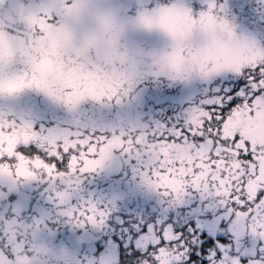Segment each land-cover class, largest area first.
<instances>
[{
    "label": "rangeland",
    "instance_id": "1",
    "mask_svg": "<svg viewBox=\"0 0 264 264\" xmlns=\"http://www.w3.org/2000/svg\"><path fill=\"white\" fill-rule=\"evenodd\" d=\"M42 1L47 6L56 4L54 0ZM172 1L148 0L147 4H136L132 7L129 3L128 7L130 8L128 9L126 4H121V0H113V2L77 0L78 3L75 5L71 0H63V6L66 8L73 6L75 9H81L80 7H82L83 15L91 9L90 19L83 21L86 23L83 31H86L84 36L87 37V44L92 52L88 51L89 54L85 55V59L74 53L69 55L70 59L75 58L81 62L78 68L69 71L72 74L71 77H69L70 74H67L69 78L65 81L69 92L65 93L66 97H62L64 100L60 98L59 107L62 108L59 109L58 114V110L52 108L56 103L50 81L58 71L60 75H63L61 72L64 68L52 61L57 58L61 59L63 54L61 51L64 49L62 46L58 49L54 48V51L57 50L56 54L52 50L43 52L37 49L36 41L41 44L42 49L48 50L53 44L55 45V41L63 40L65 35L58 28L61 26L63 18L54 19L52 23H48L46 20V27L50 26L47 28V38L50 37L51 41H47L42 36L37 37L36 34L33 36L34 38H30L25 33L33 35L31 23H37L41 17L37 12L36 4L31 2L28 8V4L21 0H0V65L3 66V71L13 77L23 76L27 79L29 76L38 75L47 84L43 87L40 97L31 94L26 97L21 95L25 102L22 106L24 109L19 115L25 111V114L36 117L39 121L29 130L21 133L20 141L16 144L12 142L13 130L8 126L11 117L5 114L8 111V107L5 106L8 100L0 97L2 102H0V264H103L99 257L106 251L107 243L112 244L116 249L114 259L111 258L113 261L110 264H179L182 263L183 256L175 254L180 247L178 242L187 237L185 235H189L188 232H185L187 223H193L192 227L196 229L193 236L198 234V229L206 237L212 239L224 234L223 230L226 231L228 226L224 225V222L232 219L231 213L234 210V207L231 206L222 211L221 204L223 206L224 202H220L218 197H225L223 194L226 186L213 188V182L210 179L200 180L195 185L191 180L183 179L179 185L169 187L158 185L154 175V171H158V166L152 165L151 146L156 142V135L159 132V130L156 131V127H160V125L152 123L160 122L164 125L167 120L172 123L174 121L176 125L174 130L166 131L170 133L186 129L189 123L199 118L201 111H207V107L212 105V101L222 96V94L217 95L221 85L216 81L224 78L226 74L223 77L217 75L239 69L243 66L240 60L246 62L248 57L254 55L250 45L255 39L260 40L259 32L261 33L259 36H262V20L257 16H250L253 23L248 21L245 23L244 18H241L240 23L244 22V24L237 28H231V25H234L230 23L223 26V32L228 36L227 43L229 44L233 40L235 49L225 56L218 53V51H224H213L219 57L218 60L202 67V73L207 77L213 76L214 81L205 79L200 83L190 84L184 78L178 79L176 82L171 81L173 85L170 83L168 85L161 84L160 88L147 89L145 87L148 85L147 83L145 86H141L142 91H140L134 84L143 81L140 80L143 71H146L145 74H148L149 77L159 75L162 71H166L176 78L185 74V70L180 72V68H184L186 65L178 62L183 61L182 58H177L178 61L172 63L167 58L165 60L162 57L163 60L159 61V58L154 56V58H149L147 64H142L144 67L139 70V67L135 66L129 57L132 53L139 51L134 48L139 46L136 42L141 41L142 47L139 46V48H142L144 54L148 52L154 55V52L160 49L159 46L164 43V39L169 36V34L163 33L162 29L158 32L156 28L143 27L138 24L139 19L167 17L168 15H160L166 10L177 12L184 18L195 16L194 10L186 4L187 0H175L174 4L168 3ZM132 2L137 3L139 0H132ZM107 6L110 8L109 11H107ZM125 7L124 13L121 14L123 29H118L116 33L105 30L103 34L101 31L95 30L98 28L97 26L108 27L110 25L114 18L113 9L117 11ZM59 10H62L60 6L55 11ZM206 11L208 10L206 9ZM241 11H243L242 6ZM56 12L54 13L57 17L62 14ZM93 14L95 17H92ZM173 20L175 19L171 20L172 24L176 22ZM228 26L229 28H226ZM186 27H190V24ZM208 28L217 29L218 25ZM246 28L253 30L245 31ZM188 31L189 29L185 28L183 32L189 34ZM247 32L251 35H248ZM119 34H122L121 37ZM25 36L29 52L22 51L24 59L20 64L26 68L20 69L16 66L19 65L18 62L16 64L15 62L7 63L6 60H18L19 45ZM213 37V35L208 37V42L205 45L207 49L213 46L212 41L217 43ZM170 38L172 39L171 35ZM45 41L52 44H45ZM172 42H174L173 39ZM132 43H136V46H133ZM186 43L189 44L187 46L189 49L195 41L190 36H184L182 44ZM114 44L119 45L116 51L117 55L120 52L125 54L120 64L109 66L107 61L105 67H97L92 62L85 64V60L91 58L94 61H97L99 57L108 59L110 54L115 53L116 46ZM202 47V45H198L190 53L197 54ZM173 50H167L166 53H171ZM58 53L59 55H57ZM255 54L258 55V53ZM117 55L112 56V59H115ZM230 55H233L234 60L229 59ZM236 57L239 59L236 60ZM236 62H239L240 65ZM158 63L162 65L159 66ZM33 65H37L39 70L34 71ZM67 68L69 69V67ZM74 70L80 71L83 77L90 75L89 85L82 88V83L78 84L77 72H72ZM130 71L136 73L138 77L132 86L137 91L135 93L137 99L133 107L143 103L144 95L149 94L148 100L150 101H147L150 102V114L146 112L136 115L137 125L134 127L131 124L132 130L125 132L122 128L123 125L119 121L116 123L114 112L119 107L114 94L115 88L122 83H118L120 77ZM96 80L101 82L98 83ZM212 81L213 83H209ZM74 86L78 87L75 92L72 90ZM99 87L103 88V94L99 96V99L88 94L89 90H96ZM152 89H156L158 92L153 90L145 94L144 91ZM199 89L207 92L202 101L195 95ZM224 90L228 91V88ZM81 93L84 95L78 103L70 102V98ZM198 97L200 98V96ZM115 103H117L116 107ZM185 104L189 106L185 107ZM250 106L253 105L244 104L239 110L233 109L231 114L235 115L237 112L241 113L251 109ZM83 112L84 115H82ZM109 116L114 120L115 127H110L112 121L110 123L104 121ZM100 117L101 124L99 123ZM237 119V116H232L229 122L237 121ZM147 129L151 132V139L148 142H143V139L147 138V133H145ZM15 132L17 133V131ZM25 133H33L36 136H33L32 141L31 138H23ZM245 136L243 138L250 142L256 139ZM102 137L104 138L103 144H97L92 152L79 147L89 140L96 143ZM21 143L25 145L23 148H19ZM72 148H75V152H68L69 163H62L52 158L54 155L63 157L64 151ZM131 149L135 152V157L128 155ZM89 161H100V163H93L89 170L80 171L81 168L88 167L87 162ZM53 163L58 164V168H54ZM6 170H9V173ZM183 192L188 197L185 204L190 203V199L193 200L195 195L197 196L196 201L203 204L208 210L206 216L201 214L193 216V213L190 212L191 208L186 209L181 206L180 196ZM203 193L207 195L202 196ZM192 194H194L193 199L191 198ZM148 205L150 210L146 211V218L144 210ZM88 216L93 219H87ZM262 216H264V211H262ZM138 223L141 224V227L143 225L142 228L146 232L143 230L133 232V228ZM215 224L218 226L213 228ZM168 225L171 227L170 230L167 229ZM155 228L159 233L151 232ZM147 235H152V240L143 242L142 246H137V239ZM224 235L227 239L231 237V234L227 232ZM161 240L164 241L163 244L160 243ZM192 241H195V237H192ZM160 248L164 249L160 250ZM139 250L144 251V254H139ZM189 250L187 249L185 252L189 253ZM125 252L128 255H125ZM178 253L183 254L181 251ZM133 255H141L139 262ZM207 255L214 254L208 253ZM206 258L202 262L198 261V264H215L220 255L213 256L208 260H205ZM141 260H143L142 263Z\"/></svg>",
    "mask_w": 264,
    "mask_h": 264
},
{
    "label": "flooded vegetation",
    "instance_id": "2",
    "mask_svg": "<svg viewBox=\"0 0 264 264\" xmlns=\"http://www.w3.org/2000/svg\"><path fill=\"white\" fill-rule=\"evenodd\" d=\"M22 1L28 4V8H29V4L31 2H34L36 4V8H38L37 12L41 16L40 20L38 19L39 21L37 23H31L32 24L31 29L33 30V31L31 30V32H33V35H30V33L28 32L25 33L26 36H29L30 38L36 34L35 36L37 37L42 36L47 41H51L52 39H50V37L47 38V32H48L47 28L50 27V26L46 27L47 17L49 15H52L54 19L63 18V22L61 23V26H59L58 28H60V31L64 33L65 38L63 39L62 37L63 40L55 41V45L57 46L53 44L51 48H49L48 50H44L41 48L40 46L41 44H39L36 41L37 49L43 52L49 51V50L54 51V48L58 49L61 46L64 49L63 51H61V53H63L61 56L62 58L61 59L57 58L52 61L55 63L57 62L58 65H61V68H64V70L61 72L63 75H60L58 71L57 74L53 75L52 81H50L51 82L50 86L53 87V91H54L52 92L54 94L53 95L54 102L56 103V105L52 108L55 109L56 111L58 110L57 112L59 114V109L62 108V107H59L60 98L63 99L62 97H66L65 93L69 92L67 82L65 80L71 77L72 75L71 72L69 71L75 68H78L81 62L80 60L75 59V58L70 59L69 55L74 53V54L79 55L82 59H85L84 58L85 55L89 54L88 51L92 52L89 48V45L87 44L88 43L87 37L84 36L86 31H83V27L84 28L86 27V23H84L83 21L86 19H90L91 9L88 12H86L85 15H83L82 7H80L81 9H75L73 6L66 8L63 6V3H62L63 0L62 1L54 0L55 1L54 3H56L54 6H47L43 3L42 0H21V2ZM71 1H73V5L78 3L77 0H71ZM147 1L148 0H139V2L135 3V2H132V0H121V4H126L127 5L126 7L129 9L130 7L136 4H142V3L147 4ZM174 1L175 0H173L172 2H168V3L174 4ZM106 2H113V0H106ZM129 3H131L130 7H128ZM210 3L215 4L216 7L210 9L208 7ZM186 4L191 6V8L194 10L193 12L195 14L194 17L191 16L188 18H184L183 16H179L177 12H169L167 10H166L167 12L165 11L163 14H160V15H168L167 18L169 19L170 22L172 19H175L173 21H176V22L174 24L171 23L175 31H177L178 33H182V35L184 36H190L192 38L194 37L193 40L195 41V43L190 45L191 47L189 49H187L188 48L187 46L189 44L188 45L187 43L183 44V51L180 52V55L178 57L179 59L182 58L183 61L185 62L177 60L178 62L184 63L186 65L184 68H180V72H183L185 70V74L184 76L180 75V77L176 78L172 74L167 73L166 71H162V73H159V75L150 77L155 80V81L150 80L151 82L163 84V83H169L171 81L176 82V80L184 79V78L186 79V81L188 80L190 84L192 83L197 84L198 82L200 83L201 81H205V79L214 81L215 78L213 76H209V77L205 76L202 73L201 69L202 67L208 66L212 61L218 60L219 57L216 54L204 56V55H200V53H202L204 50H209L211 52L220 50L224 52L218 51V53L221 54L222 56H225L227 53L235 49V47L233 46V40H231L230 38L231 42L228 44L227 43L228 36L223 32V29H224L223 26L225 25L224 24L225 21H227V23L233 24L234 25L233 28L235 27L237 28L239 27V25H243L244 22L246 23L247 21L250 23H253V21L251 20L252 16L260 17L262 15V54H264V0H262V6L261 5L257 6L256 4L254 6V4L251 3L250 6L249 5L248 7L245 6L244 10L241 12H240L239 6L236 4L234 0H187ZM58 6H60L62 10H59L58 12H56L55 10L58 8ZM221 6H223L222 9H221ZM126 7L124 9L117 10V11L113 9L114 18H112L113 21L110 23V25L108 27H103L102 25H100V26H97L98 28H95V30L98 32L101 31V33L103 34L105 30H108L112 33H116L118 29H123L122 27L123 20L121 18L122 16L121 14L124 13ZM107 8H108L107 11H109L110 8L108 6ZM203 8L205 9L203 10ZM177 9L179 10V8ZM206 9L208 11H206ZM54 12L58 14L59 13H62V14H59L60 16L57 17ZM243 12H246V13H243ZM200 13H205L208 15H205L202 17V16H199ZM23 16L25 17V14H23ZM216 16H219L220 18ZM92 17H95L94 14L92 15ZM209 17H211V19H209ZM241 18H244L243 23H240ZM188 24H190V27H186V25ZM213 25H218V28L217 29L208 28ZM185 28L189 29L188 31L189 34L188 33L184 34L183 31H185ZM226 28H229V26ZM255 29L257 30V28ZM252 30L253 29L246 28L245 31L250 32ZM156 31L160 32L161 29L156 28ZM163 33L169 34L166 31H164ZM122 34H119L120 37ZM247 34L249 35L248 32ZM212 35L214 36L213 38L217 43L215 44L212 41L213 46H211L210 49H207L205 45L208 42V37ZM26 36H25V39L23 38V40H21V43L19 45L18 54H20V56L18 57V60L16 59L6 60L7 63L15 62L16 64V62H18L19 65H16V66H18L20 69L26 68V66L20 64L21 61L24 59L22 57V51L23 52L28 51L27 46H26V42H27ZM200 39H203L204 41L202 42ZM163 42L164 43L159 46L160 49H157L154 52V55H151V53H148V52L146 54L143 53L142 48H139V46L142 47L141 41L136 42L139 46H136V43H132L133 46H136L134 48H137L139 51H136L132 53L131 56H129L131 62H133L135 66H138L139 68H141V67H144V65L142 64H147L149 58H154V56L158 57L159 61L163 60L161 59L162 57L165 58L166 60V57H164L163 54H165L167 50H170V51L173 50V48L175 47V42H172V39L170 38V34L169 36H167V38L164 39ZM46 43L48 42L45 41V44ZM48 44H52V43H48ZM198 45L203 46L202 48H200V52L197 54L190 53V51L194 50L196 46ZM114 46H116L115 53L110 54L108 59L99 57L97 61H94V60H91L92 59L91 58L89 60H85L86 62L85 64L92 62L96 64L95 66L97 67H103L104 64H106V61L109 63V66H116L120 64L123 61L122 57L125 54L123 52H120L118 56L116 51L119 45L114 44ZM54 52L56 54L57 50ZM57 55H59V53ZM114 55H117V56L115 57V59H112V56ZM232 56L233 55H230L231 58L229 59L234 60ZM34 58H36V56H34ZM238 59L239 58L236 57V60ZM144 61H147V62H144ZM240 61L244 62L241 64L244 66L250 60H246L247 63H245V60H240ZM36 63L38 64V60L36 61ZM236 63L240 65L239 62H236ZM158 65L161 66L162 64L158 63ZM67 67H69V69ZM33 68H34V71L39 70L37 65H33ZM189 69L191 70L189 71ZM203 71H206V69H203ZM72 72L73 73L77 72L76 75H78V84L82 83V88H84L86 85H89L90 78H91L90 75H85L86 77H83L80 71L74 70ZM67 74H70L69 77H67ZM228 75L229 74H226V76ZM226 76H224V78H227ZM39 77L40 76L38 75L29 76V79H27V77H23L25 81H31L33 86L31 88L25 89L23 92L19 93L18 95L11 96L13 98H10V96H7V95H0V97L2 96L8 100L7 103H5V106L8 107L7 108L8 111L5 112V114L7 116L10 115L11 117V121L8 124V126L11 127V129L13 130L12 142H14L15 144L20 141L21 133H23L26 130H29L32 125H36L39 121L38 118L30 117L29 115L25 114V111L22 112V115H19V113L24 109L22 106H24L23 104L25 102V100H23L21 95H23V97L29 96L30 94L37 95L38 97L42 95L43 87L46 86L47 84H46V81L42 77H40L41 79L39 80ZM233 78H235V75H233ZM96 81H98V83L101 82L100 80H96ZM213 81L209 83H213ZM230 87L231 86L228 87V90ZM77 88H78L77 86H74L72 90L75 92V89ZM206 94H207L206 91H201L200 89L198 92L196 91L195 93L197 99H199L200 101L203 100L204 98L203 96H205ZM198 96H200V98ZM218 100L219 99L215 98L214 101H212V105L215 104L217 105V107L218 105L222 107L223 105L218 104L219 103ZM18 105L19 107H17ZM250 108L251 109H247L245 111H242L241 113H237L236 114L238 116L237 121L235 120V122L230 123L229 120H227V122L230 123V124L227 123L228 124L227 128L231 132H238L242 134L243 136L247 135V136H250L251 138H256L254 141L251 140V143L253 144L264 145V127H262L261 130L258 132L253 130V128L251 127L257 121L259 122L262 121V124H264V106H261L259 110H257L255 106H250ZM82 115H84V112L82 113ZM100 115L101 114L99 113V116ZM99 123L101 124V117H100ZM160 126L162 125L160 124ZM250 130H253V131H250ZM15 131H17V133ZM26 133L23 134V138L26 139L28 137V139L31 138V140L33 141V136L35 137L36 134H33V133L26 134ZM24 146L25 145L21 143V146L19 148H23ZM6 172L9 173V170H6ZM230 176H231V173H228L225 175L223 184H221L219 181H214L212 177L210 176L207 179H210L213 182V188L220 187L222 185L226 186L225 193L223 194L225 197H218V198L220 202L222 201L224 202L223 206L221 204L222 211L224 210V208H230L231 206L234 207V210H232L233 212L231 211L232 219L224 222V225H227L228 227L226 231L223 230L224 234L227 232L231 234L230 235L231 237L227 239V237H224L225 236L224 234H221L220 236L212 239L210 237H206V235H204V233H202L200 229L197 230L198 234L196 236H193V232H196V229L192 227L193 223H187L186 224L187 227H185V232H188L189 235H185L187 237L182 238L183 240L178 242L180 247L175 254V255L183 256L182 263H179V264H198V261L202 262L205 257H207L205 260H208L209 258L213 256H217V255H220V258L219 260L216 259L215 264H232L234 260L238 261V264H264V216H262V210H261V209H264V203L253 201L251 206H249V203H248L250 200H253V197L255 196V193L257 190L264 189V170H262L261 167L257 165L255 174L246 179L247 182L244 186L245 201H244L243 210L239 208V201H236V203L234 204L231 196L228 195V193L232 191V184L230 182ZM193 193L196 194L195 192ZM194 194L191 195L192 199L194 198ZM205 195L207 194L206 193L202 194V196H205ZM180 197H181V201H180L181 206L186 207V209L191 208L190 212L193 213V216H196L197 214L206 216V214L208 213V210L205 208V206H203V204L196 201V198H197L196 195L193 200L190 199V203L188 204H185L186 199L188 198L186 196V193L183 192L182 196ZM249 207L251 208L250 211H249ZM165 208H168V206H165ZM192 209H194V212H192ZM145 214L146 213L144 212V215ZM233 217H234V220H233ZM217 226L218 225L215 224L213 228ZM142 227H141V224L138 223L133 228V232L140 231V230H143L144 232H146ZM156 229L157 228H155V230H152L151 232L159 233V231ZM167 229L169 230L171 229L170 225L167 226ZM192 237H195V241H192ZM152 238H153L152 235L142 236L139 239H137L136 245L142 246L143 242L151 241ZM107 244L108 245L106 246V249H105L106 251L99 257L100 260L103 262V264H110L113 261L112 259H114V256H115L114 252L116 251V249L114 248L112 244L110 243H107ZM187 249H190L189 253L185 252ZM178 251L183 252V254L178 253ZM108 253H111L112 259L106 262L105 257ZM208 253L210 254L213 253L214 255L208 256L207 255ZM139 254H144V251L139 250ZM125 255H128V253L125 252ZM140 256L141 255H136V256L133 255L134 258L136 257V260L138 262H139ZM192 256H195L196 260L193 261L191 259ZM142 262L143 260H141V263Z\"/></svg>",
    "mask_w": 264,
    "mask_h": 264
},
{
    "label": "snow or ice",
    "instance_id": "3",
    "mask_svg": "<svg viewBox=\"0 0 264 264\" xmlns=\"http://www.w3.org/2000/svg\"><path fill=\"white\" fill-rule=\"evenodd\" d=\"M208 7L215 8L216 5L210 3ZM223 6H221V9ZM201 13V16H205ZM211 19V17H209ZM54 17L49 15L47 22L52 23ZM138 24L145 28L162 29L168 32L175 42L174 50L171 53L163 54L169 62L174 63L183 51L182 41L184 36L175 31L169 19L161 16L158 19L138 20ZM227 26V21L224 22ZM233 28V26L231 25ZM214 54L209 50H204L200 55L208 56ZM260 63H256V59L250 60L247 64L237 70L230 72H222L217 76L223 77L224 74H229L227 78H221L216 83L221 85L220 92L223 97H236L238 91L243 88L245 93H251V102L244 103L253 105L257 110L264 106V54H260ZM254 65V66H253ZM233 74L235 78H233ZM33 86L31 81H25L23 77H13L3 71V66L0 65V95L14 96L23 92L25 89ZM229 88L225 91V88ZM88 94L95 99L103 94V88L99 87L96 90H89ZM84 94H78L70 98V102L75 104L79 102ZM237 98H232L222 107H217L213 104L208 107L207 111H201L198 120L189 123L186 129L173 132H162L156 135V142L153 144V164L158 166V171H154L158 185L161 187H169L179 185L181 180H191L195 185L200 180H206L209 176L214 181L224 183L226 174L231 173L230 182L232 191L228 193L231 196L233 203L239 201V208L244 209V186L246 177L252 176L256 172V167L259 165L264 170V145H256L248 139H244L242 134L231 132L227 128L228 117L226 113L233 110V106L237 104ZM255 131H260L264 124L257 121L251 126ZM104 138L93 143L89 140L87 143L79 145L82 150L92 152L97 144L102 145ZM75 152V148L64 151L63 157L54 155V160H59L62 163H69L68 152ZM103 151V148H101ZM88 167L81 168L80 171L89 170L93 163L99 164L100 161L87 162ZM58 164L53 163L54 168H58ZM257 201L264 203V189L257 190L253 200H250L249 206ZM251 208L249 207V211ZM264 211V209H261ZM87 219L92 220L91 216ZM164 243L163 240L160 241ZM164 248H160L162 250ZM159 250V251H160ZM156 258V257H155ZM191 259L196 260L195 256ZM232 264H238V261H233Z\"/></svg>",
    "mask_w": 264,
    "mask_h": 264
},
{
    "label": "trees",
    "instance_id": "4",
    "mask_svg": "<svg viewBox=\"0 0 264 264\" xmlns=\"http://www.w3.org/2000/svg\"><path fill=\"white\" fill-rule=\"evenodd\" d=\"M234 1L239 6L240 12H241V6H243V10H244V7L245 6L248 7V5L250 6L251 3L254 4V6H255V4L257 6H260V5L262 6V0H234ZM243 13H246V12H243ZM259 19L262 20V15L259 17ZM259 33H258V37H259L260 40L255 39L254 42L251 43V45H250V49L254 53V55L248 57V60H253V59L257 58L256 59V63H260L261 62L259 57H260V54H262V36L260 37ZM249 35H251V34L249 33ZM260 35H261V33H260ZM120 41H121V39H120ZM255 53H258V55H256ZM242 63H244V62H241V64ZM245 63H247V62H245ZM105 66H106V64H104L103 67H105ZM139 70H141V69L139 68ZM145 72L146 71H143L142 74H141L142 77H141L140 80H143V81H140L138 84H134L136 86V88L138 90L142 91L141 90V86L142 85L145 86L147 83H148V85L145 86L147 89H151V87L160 88L162 83L151 82L150 80H153V81H155V80L153 78H150L148 74H145ZM137 79H138L137 74L132 72V71H130L127 74H125V76L120 77V80L118 81V83H121V82L122 83H121V85L119 87L115 88L114 96H116V101H117L118 107H119L114 112L116 114L115 115L116 123L119 121V123H121L123 125L122 128H124L125 132H128V131L132 130V125L134 127L137 125V121H136L137 117H136V115H139V114L141 115V114L146 113V112L148 114H150V102H148V101H150V100H148L149 94L144 95V97H143L144 98V102L143 103L139 104V106L133 107V104L136 103L137 97H135V93L137 91H135V89L132 86H133V83ZM169 83H170V85H173L172 82H169ZM169 83H167V84L163 83V84L164 85H168ZM139 84H141V85H139ZM153 90H156V89H152L150 91H144V90L143 91L146 94L147 92H152ZM156 92H158V90H156ZM232 98H237V101H238L237 104L233 106V109H238L239 110L240 107L244 106V103H247V102L250 103L251 102V100H250L251 93H245L243 91V88H241L238 91V93L236 94V97H228V99H227V97H223V95H222L219 98V103L218 104L224 105V104L228 103V101L230 99H232ZM117 103H115V107H116ZM184 106L188 107L189 105L185 104ZM208 107H210V106H208ZM218 107H221V106L218 105ZM244 108H246V107H244ZM231 113H232V111L230 113H226L225 115L229 117ZM196 120H198V118ZM104 121L106 123H110L112 121L110 127H113V126L115 127L114 120H112V118L110 116L108 118H105ZM125 124H128V125H125ZM152 124H159L160 125L161 123L160 122H153ZM164 125H162V126L166 129V131H168V130L172 131V129L174 130V128L176 127V125L174 124V121L172 123L170 120H167ZM188 126H189V124H188ZM107 127H109V125H107ZM164 131L165 130H159L158 133H162ZM121 132H122V130H121ZM145 133H147V138H144L143 142H148L149 139H151V132H150L149 129H147ZM128 155H132V157H135V152L131 149L130 152L128 153ZM134 162H136V159H134ZM152 165H154V164H152ZM149 210H150V208H149V205H148L147 208L144 210V212L146 213V211H149ZM144 217H146V214L144 215Z\"/></svg>",
    "mask_w": 264,
    "mask_h": 264
},
{
    "label": "crops",
    "instance_id": "5",
    "mask_svg": "<svg viewBox=\"0 0 264 264\" xmlns=\"http://www.w3.org/2000/svg\"><path fill=\"white\" fill-rule=\"evenodd\" d=\"M237 113H239V112H237ZM237 113H235V115H232V114H230V116L228 117V120L232 117V116H234V117H236L237 115ZM238 117V116H237ZM235 122V121H234ZM231 123H233V121L231 122ZM236 124V123H235ZM157 128V130L156 131H158V130H165L166 131V129L163 127V126H160V127H156ZM235 131V130H234ZM243 136V135H242ZM244 137V136H243Z\"/></svg>",
    "mask_w": 264,
    "mask_h": 264
},
{
    "label": "water",
    "instance_id": "6",
    "mask_svg": "<svg viewBox=\"0 0 264 264\" xmlns=\"http://www.w3.org/2000/svg\"><path fill=\"white\" fill-rule=\"evenodd\" d=\"M253 130H254V129H253ZM253 130H250V131H253ZM111 258H112L111 253H108V254L106 255V257H105V261L107 262V261H109Z\"/></svg>",
    "mask_w": 264,
    "mask_h": 264
}]
</instances>
